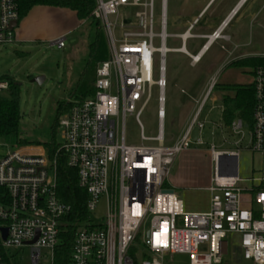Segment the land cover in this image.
I'll return each mask as SVG.
<instances>
[{
  "label": "built area",
  "instance_id": "built-area-1",
  "mask_svg": "<svg viewBox=\"0 0 264 264\" xmlns=\"http://www.w3.org/2000/svg\"><path fill=\"white\" fill-rule=\"evenodd\" d=\"M92 16L104 30L109 55L95 66L93 91L71 104L58 119L60 141L56 154L76 171L86 193V219L69 220L70 204L56 192L54 161L42 146L11 145L0 140V264L8 250L28 246L32 264H41L42 250L50 253L63 230L73 229L66 264H170L172 256L186 255L187 264H264V176L252 179L249 189L237 173L238 150L209 148L213 174L207 190L209 210L189 212L177 191L168 185L175 158L192 142L201 144L203 122L198 118L211 97L214 80L197 103L189 127L172 143L163 133L165 55L175 51L198 64L228 20L208 35L193 34L203 10L181 34L166 33V0H94ZM17 0H0V45L14 41L12 22L18 20ZM159 8V14L156 12ZM114 17V20L111 18ZM203 37L195 54L185 49L188 39ZM168 38L180 41L167 48ZM64 37L52 45L64 47ZM254 107L245 149L262 156L264 174V67L253 75ZM9 80L0 77V94ZM156 91L157 132L145 136L138 116ZM140 104V107L137 106ZM134 114L140 142L126 144L125 118ZM198 128L195 141L190 132ZM243 121L230 128L241 132ZM53 164V165H52ZM250 198L242 207L241 193ZM103 200L105 214L93 222L91 214ZM235 243V244H234ZM229 254V261L224 257ZM11 258V257H9Z\"/></svg>",
  "mask_w": 264,
  "mask_h": 264
},
{
  "label": "rangeland",
  "instance_id": "rangeland-1",
  "mask_svg": "<svg viewBox=\"0 0 264 264\" xmlns=\"http://www.w3.org/2000/svg\"><path fill=\"white\" fill-rule=\"evenodd\" d=\"M185 2L186 0H166L167 34L178 35L186 29L187 24L182 27L183 23L180 17ZM199 3L203 4L204 2L199 1ZM253 3L254 0H246V3L229 20L224 31L229 36V41H214L196 66L189 64V59L185 54L175 51L166 53L163 119L165 140L178 132L180 102L191 104L192 113L212 79L214 85L215 83L247 84L252 81L253 76L246 71L240 72V70L229 67V65L230 62L243 58L245 55L264 56V6H258L256 16L251 19L248 15L251 13ZM216 6L217 4L214 5V8ZM156 12L159 14V8ZM210 14L211 12H208L197 27L208 26ZM111 20H114V17ZM97 26L100 28L102 42L100 52L108 58L109 49L104 30L100 24L96 25L94 21H85L77 32L67 36L62 48L49 45L47 42L0 45V77L3 75L10 76L20 84V127L28 139L44 141L52 131L57 104L62 101L66 102L68 99H77L79 96V92L74 94V91H76L80 77L89 66V47L95 40ZM192 33L197 32L193 30ZM203 42V39L190 38L185 44V49L193 54ZM165 46L177 48L180 46V41L175 38H168ZM230 49L234 51L228 54ZM38 76L43 77L41 83L33 81ZM181 90L184 92L182 93ZM220 95V92L213 89L211 91L212 98L207 99L198 116L199 120L203 122L200 131L202 143L192 142L188 149L183 152L186 154L180 172L182 176L192 179L190 183L192 189L182 193L186 209L205 205L208 201V190L205 189V186L209 184L210 172L212 175V165L208 160V149L211 145L220 150H238L237 173L238 177L243 179L239 182L241 188L249 189L252 184H255L251 181L252 179L264 176L262 174V156L245 149L249 142V130L244 127L245 123L243 122L241 132L236 134L230 125L227 126L221 121ZM139 107L140 104L137 108ZM156 108V91L154 90L153 97L141 109L138 116L145 136H152L157 132ZM124 125L126 144H138L140 142V129L134 114L126 116ZM55 140L57 143L60 141L58 128L55 129ZM35 145L42 146L45 151L42 144H31V146ZM178 156L173 162L174 172L179 169ZM172 172L171 176L174 175ZM170 175L168 179L171 178ZM249 198V192L242 191V207L246 206ZM104 214L103 200H100L96 210L91 214V219L95 223L100 222ZM41 255V264H50V253L42 250ZM8 256L14 259L17 264H32L28 246L12 248L8 250ZM224 259L228 262L229 254L225 255ZM187 262L188 257L186 255H174L170 264H187ZM240 264L250 263L241 258Z\"/></svg>",
  "mask_w": 264,
  "mask_h": 264
},
{
  "label": "trees",
  "instance_id": "trees-1",
  "mask_svg": "<svg viewBox=\"0 0 264 264\" xmlns=\"http://www.w3.org/2000/svg\"><path fill=\"white\" fill-rule=\"evenodd\" d=\"M94 0H17L18 20L23 18L34 6H50L66 8L75 12L79 20L94 21L96 25L100 24L92 16ZM98 30L95 40L90 44L89 66L80 77L76 91L79 92L77 99L86 97L93 91L95 78V66L98 62L106 60L107 57L100 52L101 37ZM229 67L247 72L254 75L255 69L264 67V56H246L230 62ZM249 70H248V69ZM1 77L9 80L8 90L0 94V140L6 141L11 145H31L42 144L46 151L49 161H54L56 192L60 200L70 204L71 214L67 219L82 220L88 217L85 210L86 193L77 184L76 171L66 164L63 155L56 154L58 143L55 140V129L61 114L69 109L70 103L59 102L56 106V118L50 135L44 141L31 140L24 136L20 127L19 110V83L15 82L10 76ZM253 79V78H252ZM220 92V118L221 121L229 126L235 119H241L247 127L252 122V111L254 107V86L253 82L247 84H220L215 83L212 91ZM53 165V164H52ZM4 189L0 188V200ZM60 243L54 250V264H66L70 256L73 229L68 227L60 234ZM3 261L6 264H17L14 259L3 255Z\"/></svg>",
  "mask_w": 264,
  "mask_h": 264
},
{
  "label": "crops",
  "instance_id": "crops-1",
  "mask_svg": "<svg viewBox=\"0 0 264 264\" xmlns=\"http://www.w3.org/2000/svg\"><path fill=\"white\" fill-rule=\"evenodd\" d=\"M196 1L198 2L203 1L204 3L198 4V2ZM245 3H246V0H186L185 4H183L182 13L180 14V17L183 23L182 27L185 26L186 24L188 27V25L203 10L204 12L202 16L200 17L198 22L193 27V30H196L197 32L195 34H198L200 36L208 35L212 33L213 31H215L217 28H219V26L222 24L224 20H228L221 32L223 37L217 40H221L222 42L229 41L230 38L224 33V31L227 28L228 22L234 15V13ZM215 4H217V6L214 8ZM260 5L261 7L264 6V0H254V3L252 4L253 8H251V11H250L251 13L248 15L250 16L251 19H253L256 16L257 14L256 12H258L257 7ZM208 12H211L208 18L209 25L206 27H197L199 22L206 17V14ZM84 22H85L84 20H79L76 17V14L74 11L66 9V8L50 7V6H34L29 10V12L23 18L19 20V22H17L16 27L14 28V31H13V34H14L13 43L33 44V43L47 42L49 45H51V43L57 40L58 38H61V37L66 38L70 34H73L75 31L77 32V30L81 28V25ZM202 31H205L207 33H204ZM195 38L203 39L205 42V39L203 37H195ZM203 43L201 44V46L203 45ZM233 51H234L233 49L228 50V54H231ZM246 56H250V55H245V57ZM189 64H190V60H189ZM181 92L183 93L184 91L181 90ZM179 107H180L179 108L180 114L178 118V129H177L178 132L176 135L170 136L168 140H165L166 144H172L189 127L192 121V118L194 116L195 110L197 108L196 106V108H194L193 112L191 113V104H189L188 102H180ZM208 152H209L208 160L210 164L212 165V160H211L209 149H208ZM185 154L186 153H183V152L182 154H179L180 155L178 156L179 169L174 172V168L172 167L171 172L173 171L172 173L174 175L172 176L170 175L171 178L168 179V185L171 188H173L175 191H177L180 199L183 202V206L186 209V206H185L186 203L184 199L182 198V193L189 192V190L192 189L190 187L191 185L190 183L192 179L190 177L187 178L186 176H182L180 172L181 165L185 158ZM212 174H213V165H212ZM211 176L212 175L210 172L209 183H210ZM208 185L205 186V189H207ZM209 199H210V192L208 191V201L205 205L186 209V211H189V212L208 211L209 210Z\"/></svg>",
  "mask_w": 264,
  "mask_h": 264
},
{
  "label": "water",
  "instance_id": "water-1",
  "mask_svg": "<svg viewBox=\"0 0 264 264\" xmlns=\"http://www.w3.org/2000/svg\"><path fill=\"white\" fill-rule=\"evenodd\" d=\"M16 24H17V22H12L11 28L14 29L16 27ZM42 80H43V77L42 76H38V77H36V78L33 79V81L34 82H37V83H41ZM197 135H198V128L197 127H193L192 130H191V132H190L191 139L193 141H195L196 138H197ZM0 231H1V236L4 239L5 236H6V229L5 228H1Z\"/></svg>",
  "mask_w": 264,
  "mask_h": 264
}]
</instances>
